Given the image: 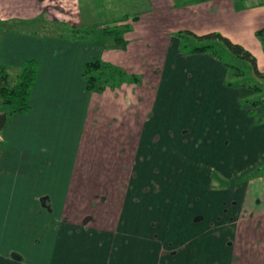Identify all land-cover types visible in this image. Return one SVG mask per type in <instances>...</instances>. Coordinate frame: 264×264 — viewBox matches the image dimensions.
<instances>
[{
	"label": "crops",
	"instance_id": "obj_1",
	"mask_svg": "<svg viewBox=\"0 0 264 264\" xmlns=\"http://www.w3.org/2000/svg\"><path fill=\"white\" fill-rule=\"evenodd\" d=\"M45 1L0 0V20L54 21ZM235 1L79 0L77 14L58 22L85 27L137 15L125 49L101 33L93 43L62 32L54 40L1 34L0 62L21 68L35 59L38 71L29 112L6 120L0 137L13 149L47 131L39 140L48 145L36 148L50 160L47 198L63 184L66 211L82 224L100 264L110 245L113 264H201V248L207 264H264V174L244 179L264 165V101L249 105L260 95L227 86L223 62L210 52H182L176 35L219 32L252 53L264 72L255 35L264 26V3ZM94 56L140 75L141 83L89 92L81 75ZM89 100L97 123L84 129ZM0 264L43 263L1 244Z\"/></svg>",
	"mask_w": 264,
	"mask_h": 264
},
{
	"label": "rangeland",
	"instance_id": "obj_2",
	"mask_svg": "<svg viewBox=\"0 0 264 264\" xmlns=\"http://www.w3.org/2000/svg\"><path fill=\"white\" fill-rule=\"evenodd\" d=\"M78 1L79 0H46L42 6L49 11L50 17L53 16V19H55L54 21L50 20V22L41 23V25L40 23L33 24L30 22L24 25L14 24L10 32L16 30L28 35H35V33H37L46 38H50V40L57 39L56 37L62 32V34H65V38L69 39L71 37L69 28L72 26L58 22L69 20L72 14H77ZM235 2L237 4L239 2L264 3V0H236ZM83 10H86L85 6H83ZM129 21L132 20L129 19L126 23L130 24ZM38 25H40V27H38ZM107 25L112 26L113 23H100L82 27L88 30L92 27L94 32H96L86 37L84 41L86 40L91 43L96 41L97 36H99L97 34H100L101 30ZM42 27H44V31L39 29ZM3 32L5 31H2L0 36ZM1 57L10 63H12V61L16 63L18 60V57L15 55H13V57L2 55ZM26 57H30V55L25 56L24 59ZM42 62L44 61L42 60ZM3 64L6 67L10 80L13 81L20 67L13 63ZM248 101L247 103L252 105L250 100ZM90 103H92L91 100H89L87 104L86 118L82 120L80 124L81 128L84 129L86 125L91 124V126H94L97 123L96 118L89 114ZM0 114H2V112ZM251 114L255 115V112ZM30 133H32V131H30ZM46 136L48 137L47 131H40L38 135L35 134L31 136L30 140L37 139L33 145L23 143L18 147L11 144L13 149H17V151L13 150L12 147L11 149H7V146H5L7 144L5 143L6 140L4 137H2V139L0 137V152L1 149L4 150L0 157V245L3 244L9 249L17 248L23 253L33 254L34 257L38 258L43 264H47V261H49V263L51 261V264H100L98 260L99 257L97 256L96 260V255L90 253L88 246L91 242H89L88 238L83 234L82 224H79V222L66 211V200L65 197H63V188H61L63 184H61V186L55 184V196L47 198L49 188L52 189V184L49 185V181L46 180L49 176H47L48 168L45 163L50 160H48V156H45L43 152L41 155H38L39 150H36V148L42 149L48 145V143L39 140L40 138L46 139ZM15 159L22 161V166H15ZM34 162L42 163L43 165L33 166L32 164ZM15 176L21 179H18L17 182ZM33 176L37 177L39 180L38 183L32 180ZM77 218L80 221L81 214ZM104 236L107 237L106 235ZM112 249V245H110L108 249L103 252L102 264H113L111 261L113 256ZM198 254L200 263L207 264L209 257L206 249L201 248L197 255ZM189 259L191 258L183 260L185 261L183 264H192ZM174 264L179 263L175 262Z\"/></svg>",
	"mask_w": 264,
	"mask_h": 264
},
{
	"label": "trees",
	"instance_id": "obj_3",
	"mask_svg": "<svg viewBox=\"0 0 264 264\" xmlns=\"http://www.w3.org/2000/svg\"><path fill=\"white\" fill-rule=\"evenodd\" d=\"M137 15H124L107 25L101 34L108 38L118 49H125L127 40L125 34L131 30L126 23L129 19L137 20ZM121 22V23H120ZM15 21L0 20V33L10 31ZM65 25V24H64ZM92 27L88 29L72 26L69 28L71 41H83L89 35L95 34ZM180 39V49L186 54L210 52L223 62L227 69L225 84L230 87H245L260 96L250 100L252 105L264 101V72L257 68V62L252 53L240 44L232 42L219 32L196 35L189 30L176 33ZM264 52V26L255 33ZM63 34L61 37H64ZM38 71V62L35 59L25 60L19 69L16 78L11 81L4 64L0 62V113L6 114L7 122L15 113H27L30 110V95ZM85 87L89 92L101 93L106 88H117L123 83H141V76L128 73L119 66L105 62L101 57L94 56L83 64L81 75ZM249 102V101H248ZM264 174V165L250 172L244 179H250Z\"/></svg>",
	"mask_w": 264,
	"mask_h": 264
},
{
	"label": "water",
	"instance_id": "obj_4",
	"mask_svg": "<svg viewBox=\"0 0 264 264\" xmlns=\"http://www.w3.org/2000/svg\"><path fill=\"white\" fill-rule=\"evenodd\" d=\"M6 123V114H0V131Z\"/></svg>",
	"mask_w": 264,
	"mask_h": 264
}]
</instances>
